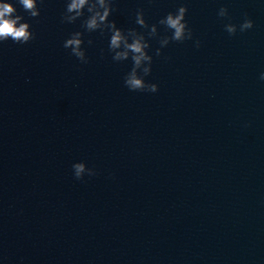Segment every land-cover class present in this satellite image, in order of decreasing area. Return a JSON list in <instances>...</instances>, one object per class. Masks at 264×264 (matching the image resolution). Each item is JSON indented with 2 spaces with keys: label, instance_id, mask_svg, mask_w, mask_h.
<instances>
[{
  "label": "water",
  "instance_id": "water-1",
  "mask_svg": "<svg viewBox=\"0 0 264 264\" xmlns=\"http://www.w3.org/2000/svg\"><path fill=\"white\" fill-rule=\"evenodd\" d=\"M66 2L0 42V264H264V4L114 0L110 19L145 32L139 9L152 24L188 4L193 38L154 56L149 92L125 86L108 34L85 32L86 63L64 47L84 19ZM79 160L97 174L77 179Z\"/></svg>",
  "mask_w": 264,
  "mask_h": 264
},
{
  "label": "clouds",
  "instance_id": "clouds-1",
  "mask_svg": "<svg viewBox=\"0 0 264 264\" xmlns=\"http://www.w3.org/2000/svg\"><path fill=\"white\" fill-rule=\"evenodd\" d=\"M42 0H0V42L11 39L19 44H26L35 37L32 29V22L26 19L25 13L31 17H37L41 13ZM264 4V0H260ZM114 0H67L63 20L75 22L83 17L82 29L72 32L64 41V47L71 50L81 62H87L86 49L84 44L85 32L99 30L109 36V49L114 53V61L131 59L132 67L125 74L124 84L133 91L156 92L159 90V83L149 81L146 77L153 70L154 56L163 52L164 46L171 41H185L193 38V29L189 26L186 18L188 4L180 3L175 11H170L162 16L158 23L149 24L143 8L136 13L135 23L147 31H140L137 28L125 30L119 26L117 21L110 19L113 13ZM23 9V11H21ZM218 17H229V8L226 4L219 8ZM255 21L250 16H245L242 22L234 23L229 20L224 25L225 30L234 35L237 31L244 32L251 29ZM159 25H164L170 34L162 35L160 38L161 47L155 53L149 51L151 41L149 36L158 34ZM91 43V41H89ZM201 41L195 40V46L199 47ZM259 79L264 80V72L260 73ZM73 174L77 179L87 176H94L97 170L89 167L86 160H79L72 164Z\"/></svg>",
  "mask_w": 264,
  "mask_h": 264
}]
</instances>
